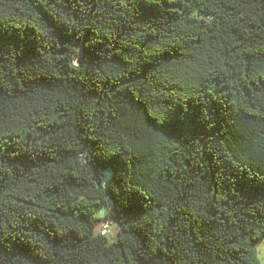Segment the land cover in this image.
<instances>
[{
    "label": "trees",
    "instance_id": "16d2710c",
    "mask_svg": "<svg viewBox=\"0 0 264 264\" xmlns=\"http://www.w3.org/2000/svg\"><path fill=\"white\" fill-rule=\"evenodd\" d=\"M263 237L264 0H0V264H261Z\"/></svg>",
    "mask_w": 264,
    "mask_h": 264
},
{
    "label": "rangeland",
    "instance_id": "374dc122",
    "mask_svg": "<svg viewBox=\"0 0 264 264\" xmlns=\"http://www.w3.org/2000/svg\"><path fill=\"white\" fill-rule=\"evenodd\" d=\"M78 60H79V58H77V57H74V59H73V61L75 63H77ZM105 213H106V209L105 208H101V209L98 210V215L100 217L104 216ZM101 225H102V222L97 225V227H96V232L97 233H99V230H100ZM117 235H118V226L116 224H114L113 222H111V228H110V231H109V234H108L109 240H115L117 238ZM262 242H264V237L262 238V240L259 243H257L255 245V254H256V256L259 254L257 252V249L259 248V246L261 245Z\"/></svg>",
    "mask_w": 264,
    "mask_h": 264
},
{
    "label": "built area",
    "instance_id": "2783aa9c",
    "mask_svg": "<svg viewBox=\"0 0 264 264\" xmlns=\"http://www.w3.org/2000/svg\"><path fill=\"white\" fill-rule=\"evenodd\" d=\"M110 228H111V223L108 221H103L99 233L101 235H107L110 231Z\"/></svg>",
    "mask_w": 264,
    "mask_h": 264
},
{
    "label": "clouds",
    "instance_id": "9594fccd",
    "mask_svg": "<svg viewBox=\"0 0 264 264\" xmlns=\"http://www.w3.org/2000/svg\"><path fill=\"white\" fill-rule=\"evenodd\" d=\"M257 252L259 253L257 255V258L260 260L261 264H264V242L261 243V245L257 249Z\"/></svg>",
    "mask_w": 264,
    "mask_h": 264
},
{
    "label": "snow or ice",
    "instance_id": "6c2138e0",
    "mask_svg": "<svg viewBox=\"0 0 264 264\" xmlns=\"http://www.w3.org/2000/svg\"><path fill=\"white\" fill-rule=\"evenodd\" d=\"M257 243H259L260 241H256Z\"/></svg>",
    "mask_w": 264,
    "mask_h": 264
}]
</instances>
